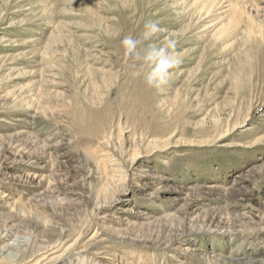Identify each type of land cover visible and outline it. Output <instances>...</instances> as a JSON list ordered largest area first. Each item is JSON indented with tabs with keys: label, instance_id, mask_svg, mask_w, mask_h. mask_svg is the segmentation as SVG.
I'll use <instances>...</instances> for the list:
<instances>
[{
	"label": "rangeland",
	"instance_id": "obj_1",
	"mask_svg": "<svg viewBox=\"0 0 264 264\" xmlns=\"http://www.w3.org/2000/svg\"><path fill=\"white\" fill-rule=\"evenodd\" d=\"M149 21L162 91L120 44ZM0 250L264 264V0H0Z\"/></svg>",
	"mask_w": 264,
	"mask_h": 264
},
{
	"label": "clouds",
	"instance_id": "obj_2",
	"mask_svg": "<svg viewBox=\"0 0 264 264\" xmlns=\"http://www.w3.org/2000/svg\"><path fill=\"white\" fill-rule=\"evenodd\" d=\"M158 22L144 24L137 35H126L121 41L124 56L134 61V77L142 78L144 84L157 91L164 90L172 81L174 69L182 62L183 53L176 51L175 34L165 36L159 42L154 38L163 32Z\"/></svg>",
	"mask_w": 264,
	"mask_h": 264
},
{
	"label": "bare ground",
	"instance_id": "obj_3",
	"mask_svg": "<svg viewBox=\"0 0 264 264\" xmlns=\"http://www.w3.org/2000/svg\"><path fill=\"white\" fill-rule=\"evenodd\" d=\"M4 204H6V203H4ZM10 206V204L9 205H7V207H9ZM12 247V249L13 250H16V247H15V245H13V246H11ZM3 251H1L0 250V254L2 253ZM47 254V253H46ZM46 254H45V257H43L41 260H40V262L38 263V264H51V263H53L54 261H56L55 259H57V257H55V258H51L52 256H46ZM54 254V253H53ZM52 255V254H51ZM106 260V258H103V260ZM22 262V261H21Z\"/></svg>",
	"mask_w": 264,
	"mask_h": 264
}]
</instances>
